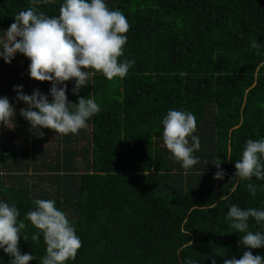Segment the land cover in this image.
<instances>
[{
  "label": "trees",
  "instance_id": "1",
  "mask_svg": "<svg viewBox=\"0 0 264 264\" xmlns=\"http://www.w3.org/2000/svg\"><path fill=\"white\" fill-rule=\"evenodd\" d=\"M64 0L40 5L58 16ZM129 23L120 61H135L123 79L96 74L79 95L100 111L78 134L39 137L20 115L14 89L48 95V82L30 78V61L0 58V97L15 109V127L0 126V201L20 212L21 254L41 264L43 235L25 219L33 201L52 199L82 241L67 264H224L245 249L227 218L231 205L264 211V180L234 179L249 139H264V0H105ZM31 0H0V41ZM253 41L260 44L252 48ZM63 87V85H61ZM169 110L195 115L199 163L189 170L163 144ZM57 136V137H56ZM190 140V145H191ZM63 148L60 149V146ZM220 163L225 173L214 179ZM256 186L253 196L247 184ZM221 196L228 199L221 200ZM264 233V222L249 220ZM27 236V241L23 238ZM264 257V247L248 249ZM11 257L0 249V264Z\"/></svg>",
  "mask_w": 264,
  "mask_h": 264
},
{
  "label": "clouds",
  "instance_id": "2",
  "mask_svg": "<svg viewBox=\"0 0 264 264\" xmlns=\"http://www.w3.org/2000/svg\"><path fill=\"white\" fill-rule=\"evenodd\" d=\"M53 2L31 0L27 10L15 15L14 22L4 32V40L0 41V58L5 63L10 64L20 53L30 61V78L52 85L51 101L38 89L31 95L23 94L19 86L14 89L19 93L16 99L27 105L20 110V115L41 138V129H49L57 136L76 135L87 126V120L100 111L99 105L90 96L70 103L66 82L74 80L72 91L74 95H79L87 86V81L96 74H102L109 81L123 79L135 64L134 60L120 61L130 28L121 11L110 10L105 0H64L58 16L38 11L40 5ZM251 47L259 48L260 44L253 41ZM14 115L15 109L9 99L0 97V126L14 129ZM162 124L163 144L171 157L186 171L198 164V158L193 155L200 148V140L194 135L197 128L195 115L169 110ZM220 165H215L218 171L214 179L217 180H222L225 175L219 170ZM235 169L234 179L251 181L255 177L264 180V139H249L246 142ZM247 188L253 196L256 195L254 184L248 183ZM220 199L228 197L221 196ZM33 203L35 209L28 211L25 219L38 230L31 236L34 242H38L43 235L46 255L41 264H67L75 260L82 241L66 214L56 208L52 199H37ZM19 216L17 207L0 201V249L12 258L10 264H30L34 256L21 254L19 249L21 230L26 228L23 221L18 222ZM227 218L234 221L231 224L233 229L244 234L240 236V244L245 251L239 259H224V264H264V257L253 255L248 250L264 247V233L249 230L250 218L257 224L264 222V211L231 205ZM23 238L28 239L27 236ZM212 264H216L215 259Z\"/></svg>",
  "mask_w": 264,
  "mask_h": 264
},
{
  "label": "rangeland",
  "instance_id": "3",
  "mask_svg": "<svg viewBox=\"0 0 264 264\" xmlns=\"http://www.w3.org/2000/svg\"><path fill=\"white\" fill-rule=\"evenodd\" d=\"M62 148H63V145L60 146V149H62Z\"/></svg>",
  "mask_w": 264,
  "mask_h": 264
}]
</instances>
